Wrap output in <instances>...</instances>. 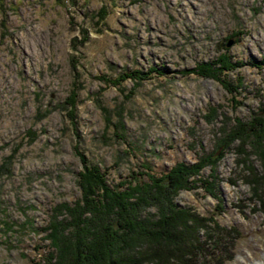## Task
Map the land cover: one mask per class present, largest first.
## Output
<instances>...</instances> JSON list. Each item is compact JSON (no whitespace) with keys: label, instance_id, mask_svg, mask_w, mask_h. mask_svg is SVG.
Segmentation results:
<instances>
[{"label":"rangeland","instance_id":"374dc122","mask_svg":"<svg viewBox=\"0 0 264 264\" xmlns=\"http://www.w3.org/2000/svg\"><path fill=\"white\" fill-rule=\"evenodd\" d=\"M223 54L236 65L219 78L196 70ZM260 109L264 0H0V264L43 262L54 207L81 195L80 153L123 188L197 160ZM235 146L200 170L213 195L197 181L175 202L234 227L207 264H264Z\"/></svg>","mask_w":264,"mask_h":264},{"label":"trees","instance_id":"16d2710c","mask_svg":"<svg viewBox=\"0 0 264 264\" xmlns=\"http://www.w3.org/2000/svg\"><path fill=\"white\" fill-rule=\"evenodd\" d=\"M234 65L223 54L217 61L199 63L196 70L219 78ZM138 72L124 75L138 77ZM235 142L236 162L242 165L250 198L261 204L264 217V112L260 109L248 120L236 117L230 125L221 126L214 148L197 160L178 161L161 175L148 173L147 180L136 179L123 188L107 183L106 171L87 163L80 153L81 195L54 207L45 227L49 249L43 262L36 264H207L213 260L208 247L224 251L220 243L235 233L234 227L221 233L213 216L178 206L175 196L197 181L213 195L215 177H200V170L206 165L213 169Z\"/></svg>","mask_w":264,"mask_h":264}]
</instances>
